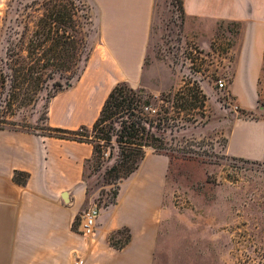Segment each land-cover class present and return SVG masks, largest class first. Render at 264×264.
I'll return each instance as SVG.
<instances>
[{
    "label": "crops",
    "instance_id": "crops-1",
    "mask_svg": "<svg viewBox=\"0 0 264 264\" xmlns=\"http://www.w3.org/2000/svg\"><path fill=\"white\" fill-rule=\"evenodd\" d=\"M91 1L97 37L80 75L52 97L51 126H90L116 81L148 90L141 75L154 0ZM182 8L185 32L211 33L219 20L241 23L236 65L247 82L258 78L264 0H182ZM61 91L66 93L60 102L72 109L70 119L61 112L64 104L55 102ZM248 123L246 128L237 121L231 124L223 153L264 162V116ZM90 155L89 143L0 129V264H74L75 258L78 264H153L168 157L145 150L137 168L118 182L115 202L101 209L94 234L82 236L76 218L87 204L82 175ZM15 170L27 173L24 184L12 180ZM121 227L128 229L129 240L114 249L106 238Z\"/></svg>",
    "mask_w": 264,
    "mask_h": 264
},
{
    "label": "rangeland",
    "instance_id": "rangeland-1",
    "mask_svg": "<svg viewBox=\"0 0 264 264\" xmlns=\"http://www.w3.org/2000/svg\"><path fill=\"white\" fill-rule=\"evenodd\" d=\"M87 1L92 14L88 40L92 48L97 37L96 9ZM5 2L0 0V55ZM241 29V23L225 20L217 21L211 33L185 32L183 16L171 1L154 0L142 82L148 90L161 87L167 91L184 79H193L204 92L205 103L202 117L195 114V122L166 127L162 132L168 169L153 264H264V162L223 153L233 122L246 128L248 121L264 116V52L258 78L247 82L241 66L236 65ZM218 78L223 86L217 85ZM65 93L61 91L55 102L65 101ZM53 100L47 103L48 111ZM60 103L64 104L61 112L70 119L71 107ZM41 104L42 100L7 121L18 123L13 126L17 129L42 133L35 127ZM113 153L98 170L85 165V207L94 204L101 211L111 198L115 184H104L102 174Z\"/></svg>",
    "mask_w": 264,
    "mask_h": 264
},
{
    "label": "trees",
    "instance_id": "trees-1",
    "mask_svg": "<svg viewBox=\"0 0 264 264\" xmlns=\"http://www.w3.org/2000/svg\"><path fill=\"white\" fill-rule=\"evenodd\" d=\"M170 1L183 16L182 0ZM3 20L0 129H17L13 126L18 123L7 118L42 100V111L35 120L42 133L35 134L89 143L91 155L83 171L85 165L100 169L113 150L112 162L104 168L102 178L104 184H115V188L103 208L115 202L118 182L137 168L146 149L166 155L162 137L166 127L191 124L196 121L195 114L202 117L205 94L193 79H184L177 87L158 94L120 80L108 90L90 126H51L47 103L80 75L90 53V6L86 0H15V4L6 0ZM27 176L15 170L12 180L24 184ZM106 239L109 246L120 249L128 242L129 231L118 228Z\"/></svg>",
    "mask_w": 264,
    "mask_h": 264
},
{
    "label": "built area",
    "instance_id": "built-area-1",
    "mask_svg": "<svg viewBox=\"0 0 264 264\" xmlns=\"http://www.w3.org/2000/svg\"><path fill=\"white\" fill-rule=\"evenodd\" d=\"M217 85L223 86L224 81L221 78L216 80ZM100 213V208L96 205H89L85 207L79 214L77 223V232L82 236H91L94 234L97 219ZM79 259L75 258L74 264H78Z\"/></svg>",
    "mask_w": 264,
    "mask_h": 264
}]
</instances>
